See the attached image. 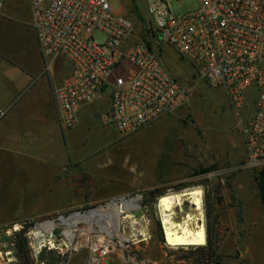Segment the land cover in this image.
I'll use <instances>...</instances> for the list:
<instances>
[{"label":"built area","instance_id":"built-area-1","mask_svg":"<svg viewBox=\"0 0 264 264\" xmlns=\"http://www.w3.org/2000/svg\"><path fill=\"white\" fill-rule=\"evenodd\" d=\"M174 1L181 0H144L149 19L138 36L134 21L111 0H28L45 68L57 57L65 60L52 89L59 125L73 127L77 110L104 94L101 118L122 137L176 112L189 91L162 62L158 52L166 45L199 79L222 89L247 164H264V0H196L197 7L181 15ZM95 31L104 33V42ZM107 254V247L93 246L86 264H108Z\"/></svg>","mask_w":264,"mask_h":264},{"label":"rangeland","instance_id":"rangeland-1","mask_svg":"<svg viewBox=\"0 0 264 264\" xmlns=\"http://www.w3.org/2000/svg\"><path fill=\"white\" fill-rule=\"evenodd\" d=\"M111 4L134 21L135 34L142 36L149 19L144 0H111ZM196 7V0L172 2L176 15ZM93 36L100 43L105 41L101 31H95ZM158 54L172 75L187 86L189 99L176 112L164 116L166 124L145 146L147 153H143L141 144L144 129L127 137L139 140L119 152L127 155L132 170L143 171L138 190L87 202L78 208L37 211L27 216H8V210H0V264H19L13 249V232L24 220L33 222L25 233L32 264H59L65 258L67 264H86L93 246L107 247L108 264H196L200 253L194 247L166 244L156 206L160 195L149 193H176L191 188L202 191L201 210L193 211V205L184 197L173 209L174 220L181 221L184 213H192L196 223L202 219L205 236L208 227L217 241L220 264H264V201L257 185L264 164H247L237 119L222 89L199 79L190 63L172 47L164 45ZM204 169L207 171L201 173ZM135 196L139 205L121 213L117 222V231L124 241L114 232L107 235L102 226L111 224L100 221L92 228L77 224L68 243L63 233L65 226L59 222L62 216ZM47 220L56 225L47 233H34L35 226Z\"/></svg>","mask_w":264,"mask_h":264},{"label":"crops","instance_id":"crops-1","mask_svg":"<svg viewBox=\"0 0 264 264\" xmlns=\"http://www.w3.org/2000/svg\"><path fill=\"white\" fill-rule=\"evenodd\" d=\"M45 63L28 0H4L0 9V210H8V216L78 208L134 192L143 182V171L132 170L127 155L119 153L139 140L120 136L101 118L108 104L106 94L82 105L73 127L59 125L52 89L62 80L65 60L57 57L49 68ZM161 118L143 128V153L166 124Z\"/></svg>","mask_w":264,"mask_h":264},{"label":"bare ground","instance_id":"bare-ground-1","mask_svg":"<svg viewBox=\"0 0 264 264\" xmlns=\"http://www.w3.org/2000/svg\"><path fill=\"white\" fill-rule=\"evenodd\" d=\"M184 197L189 201L190 204L193 205V211L201 210L202 191L200 188L184 189L183 191L176 193H166L160 195L157 198L156 206L161 215L160 219L163 228L164 240L169 246L203 245L206 242V238L205 228L203 222L201 221L202 219L200 222L196 223L193 221L192 213V215L190 213H184L185 216L183 215L184 217L181 219V221L174 220L176 215L173 217V209L174 207L181 204V201ZM120 203L121 206H116V204L112 202L104 208H100L95 211H89L84 215L75 213L66 218L61 217L59 222L65 226L63 233L68 243L71 241L73 236V228L76 227L77 224H87L90 228H92L94 227V224L100 223V221H105L111 224L110 227L102 226L103 231L107 235L112 236L114 232L121 240H123L124 236L119 234L117 231V220H119L118 218L121 212L132 209L136 207L137 204L135 197L122 200ZM55 225L56 222L53 220L41 222L35 228L34 233L37 234L38 230L42 231L43 233H47ZM104 248H106V246H104Z\"/></svg>","mask_w":264,"mask_h":264},{"label":"trees","instance_id":"trees-1","mask_svg":"<svg viewBox=\"0 0 264 264\" xmlns=\"http://www.w3.org/2000/svg\"><path fill=\"white\" fill-rule=\"evenodd\" d=\"M207 170H202L201 173ZM258 189L261 193V198L264 201V169L260 172L258 181ZM150 195H162L164 193L156 192L155 190L149 192ZM19 228L13 232V249L19 264H32L28 250L26 249L25 233L33 225L30 220L19 221ZM207 235L206 242L203 245H190L199 251L200 257L196 260V264H220V256L218 254L217 241L212 238L211 231L206 228Z\"/></svg>","mask_w":264,"mask_h":264},{"label":"water","instance_id":"water-1","mask_svg":"<svg viewBox=\"0 0 264 264\" xmlns=\"http://www.w3.org/2000/svg\"><path fill=\"white\" fill-rule=\"evenodd\" d=\"M135 198H136V202H137L138 205H139L138 196H135ZM127 199H129V198L121 197V198L116 199V200H111L110 202L105 203L103 206H100V207H98V208H92V209H89V210H87L86 212H78V214L84 215L85 213H87V212H89V211H95V210H98V209H100V208H104L105 206H107L109 203H112V202L115 203L116 206H121V203H120V202H122V200H127ZM121 213H123V212H121ZM121 213H120V214H121ZM119 216H120V215H119ZM62 217L66 218V217H69V216H62ZM117 222H118V220H117ZM38 224H39V223H38ZM38 224L35 226V228L38 226ZM116 225H117V223H116ZM117 229H118V225H117Z\"/></svg>","mask_w":264,"mask_h":264}]
</instances>
